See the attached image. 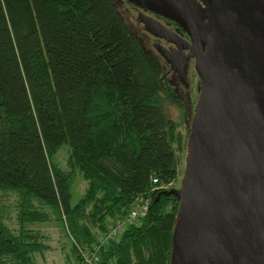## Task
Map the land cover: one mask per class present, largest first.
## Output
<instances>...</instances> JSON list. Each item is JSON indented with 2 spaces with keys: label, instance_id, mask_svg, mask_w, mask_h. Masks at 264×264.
Masks as SVG:
<instances>
[{
  "label": "trees",
  "instance_id": "obj_1",
  "mask_svg": "<svg viewBox=\"0 0 264 264\" xmlns=\"http://www.w3.org/2000/svg\"><path fill=\"white\" fill-rule=\"evenodd\" d=\"M174 93L115 0H0V264L44 260L51 246L34 224L52 221L83 264L79 250L145 195L146 214L100 264H168L178 199L165 191L183 172L189 130ZM77 174L85 187L71 203Z\"/></svg>",
  "mask_w": 264,
  "mask_h": 264
},
{
  "label": "water",
  "instance_id": "obj_2",
  "mask_svg": "<svg viewBox=\"0 0 264 264\" xmlns=\"http://www.w3.org/2000/svg\"><path fill=\"white\" fill-rule=\"evenodd\" d=\"M137 1L185 30L200 81L168 264H264V0Z\"/></svg>",
  "mask_w": 264,
  "mask_h": 264
},
{
  "label": "rangeland",
  "instance_id": "obj_3",
  "mask_svg": "<svg viewBox=\"0 0 264 264\" xmlns=\"http://www.w3.org/2000/svg\"><path fill=\"white\" fill-rule=\"evenodd\" d=\"M115 3L117 4V7L124 19V21L130 26L131 30L133 33L139 38L142 47L144 51L148 54V56L154 60L161 68L162 72L166 76L167 79L170 80L172 84H176L174 76L171 72H169L168 69V62L165 60V58L162 56L160 53L159 49L155 48L154 45H151L152 42V37L151 35L146 31V27L144 26V23H140L138 25L136 21L133 19L134 15L137 13H140L138 10L130 8V3H133L131 0H125V2H120L119 0H115ZM132 5V4H131ZM142 14V12H141ZM162 56V57H161ZM194 80V79H193ZM193 84V83H192ZM193 86V85H192ZM196 90V89H195ZM197 91L194 92L192 90L190 93H187L186 95L183 96V101L186 107L188 108L187 110V115L185 111V117L184 120L188 123H185L186 126L184 128L190 127V120H191V115L193 113V108L191 110L192 103L194 102L193 96H196ZM192 97V98H191ZM191 98V100L189 99ZM166 114L169 116L171 119L174 120H179V114L180 110L178 109L177 106L167 104L166 103ZM188 115H190L188 117ZM187 148V147H186ZM65 156V149L62 147L58 153L56 154V158L58 161L63 160ZM181 175L179 176L178 180L174 184V187H179L180 185V180H181ZM85 187V180L83 179L81 174H77L75 178L73 179L71 185H70V191H71V203L76 202L83 194ZM36 226H39L40 228L44 229L46 234H47V243L51 246L50 250H47L44 252V260L40 259L39 256H37L36 261L37 263H43L44 262H55V263H61L63 261V258L65 255H69L71 264H74V258L72 256V250H71V240L69 236L64 234L62 231V223L61 222H42V223H36L34 224Z\"/></svg>",
  "mask_w": 264,
  "mask_h": 264
},
{
  "label": "flooded vegetation",
  "instance_id": "obj_4",
  "mask_svg": "<svg viewBox=\"0 0 264 264\" xmlns=\"http://www.w3.org/2000/svg\"><path fill=\"white\" fill-rule=\"evenodd\" d=\"M119 1L121 3L125 2V0ZM131 1L133 3H130V8L136 9L140 12L138 14L136 13L133 19L138 25H140V23L141 25L142 23H144L146 31L152 37L151 45H154L157 49L166 48L170 51L180 49L183 52V54L178 52V56L173 58V62L177 69H172L169 63H167V66L169 72L173 74L176 82V84H172L174 85L175 90L177 91V93H174L176 102L179 105L184 106L185 104L183 101V96L194 90V92L197 91L196 96H193L194 106L199 94L197 86L198 82H200L199 77L194 69V57L193 55L189 56L186 59L184 66L182 65L181 60L184 55L189 52L188 44H191L189 36L186 34L185 30L179 25V23H177L174 19L169 18L152 9H148L146 7L144 8L143 5L137 0ZM177 71L179 72V74L177 73ZM191 98L189 99L191 100Z\"/></svg>",
  "mask_w": 264,
  "mask_h": 264
},
{
  "label": "built area",
  "instance_id": "obj_5",
  "mask_svg": "<svg viewBox=\"0 0 264 264\" xmlns=\"http://www.w3.org/2000/svg\"><path fill=\"white\" fill-rule=\"evenodd\" d=\"M151 182L156 183L157 179L151 176ZM149 201V196H140L124 214L110 218L104 230L96 237L95 242L89 247L79 250L83 264H100L101 249L105 248L110 241L117 240L128 226L138 223L146 214Z\"/></svg>",
  "mask_w": 264,
  "mask_h": 264
}]
</instances>
